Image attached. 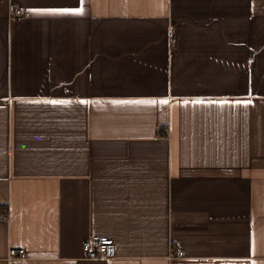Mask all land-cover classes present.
I'll return each mask as SVG.
<instances>
[{"label":"crops","instance_id":"obj_1","mask_svg":"<svg viewBox=\"0 0 264 264\" xmlns=\"http://www.w3.org/2000/svg\"><path fill=\"white\" fill-rule=\"evenodd\" d=\"M0 264H264V0H0Z\"/></svg>","mask_w":264,"mask_h":264},{"label":"built area","instance_id":"obj_2","mask_svg":"<svg viewBox=\"0 0 264 264\" xmlns=\"http://www.w3.org/2000/svg\"><path fill=\"white\" fill-rule=\"evenodd\" d=\"M11 15L15 17H22L23 11L18 7L11 8ZM171 42L175 40L172 32L168 34ZM82 250L89 260H109L115 257V243L112 238L108 236L88 234L82 242ZM177 257H182L181 250H177ZM10 257L16 259H24L27 257L24 249L11 251Z\"/></svg>","mask_w":264,"mask_h":264},{"label":"snow or ice","instance_id":"obj_3","mask_svg":"<svg viewBox=\"0 0 264 264\" xmlns=\"http://www.w3.org/2000/svg\"><path fill=\"white\" fill-rule=\"evenodd\" d=\"M82 2V0H81ZM48 12L54 14L56 12L60 13H67L70 12L71 14H82V9H76V10H48ZM50 103H64V101H50ZM82 103H85L82 101ZM114 103H135V104H154L157 103V101L152 100H137V101H114ZM159 103L167 104V100H161Z\"/></svg>","mask_w":264,"mask_h":264},{"label":"trees","instance_id":"obj_4","mask_svg":"<svg viewBox=\"0 0 264 264\" xmlns=\"http://www.w3.org/2000/svg\"><path fill=\"white\" fill-rule=\"evenodd\" d=\"M5 207V206H4ZM3 208V207H2ZM3 209H5V208H3Z\"/></svg>","mask_w":264,"mask_h":264}]
</instances>
